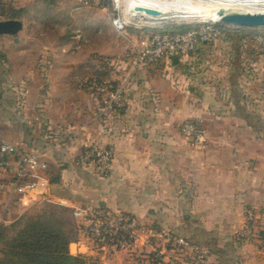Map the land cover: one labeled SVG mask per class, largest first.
Masks as SVG:
<instances>
[{
  "label": "crops",
  "instance_id": "1",
  "mask_svg": "<svg viewBox=\"0 0 264 264\" xmlns=\"http://www.w3.org/2000/svg\"><path fill=\"white\" fill-rule=\"evenodd\" d=\"M261 28L222 22L220 33L199 41L190 54L147 65H134L125 44L118 48L114 41L87 63L84 52L66 49H41L36 60V53L9 45L14 37H1L0 136L16 144L17 152L0 169V221L21 213L12 202L21 184L16 159L30 152L46 167L29 180L43 175L49 184L25 211L43 199L62 204L69 214L73 206H106L187 234L209 264H264V53L256 38ZM86 66L112 83L123 107L106 109L107 92L78 86ZM186 118L204 131L202 145H190L178 131ZM91 144L113 148L106 176L77 160ZM64 227L74 231L70 251H82L97 264L180 262L153 260L150 247L140 244L132 253H103L89 245L73 215Z\"/></svg>",
  "mask_w": 264,
  "mask_h": 264
},
{
  "label": "built area",
  "instance_id": "2",
  "mask_svg": "<svg viewBox=\"0 0 264 264\" xmlns=\"http://www.w3.org/2000/svg\"><path fill=\"white\" fill-rule=\"evenodd\" d=\"M86 5H94L105 10L113 29L125 43V55L132 58L134 65L154 64L167 56L190 54L199 41L213 40L219 33V20H203L190 28L182 30H167L163 26L158 28H144L136 22L124 18L123 0H78ZM132 13H134L132 11ZM136 13V12H135ZM143 16V14H139ZM147 17V16H145ZM135 25L134 29L129 26ZM262 53H264V30L256 33ZM88 88L98 92H107L104 105L106 109L121 108L124 100L120 92L112 90V83L103 77L94 76L89 79ZM178 131L192 146H200L206 136L198 122L193 118H186L178 124ZM17 152V146L0 136V169L9 165L10 157ZM111 146L85 145L78 155L81 165L91 166L100 176H106L113 161ZM16 174L18 177L30 176L39 168H45L46 163L39 161L34 153H20L17 157ZM49 184L48 177L36 175L32 180H24L18 187V195L12 200L19 212H24L32 203L46 194ZM72 215L78 219L80 230L92 248H98L106 254L124 250L132 253L137 247L149 246L150 257L156 253L165 252L164 249L172 244L185 245L198 260L197 264H209L204 261V253L194 247L183 236L175 235L172 231L156 228L143 221L137 215L123 210H115L100 205L73 206ZM165 241L164 246L158 245L160 236ZM166 245V246H165ZM200 251V252H199ZM79 252V251H77ZM162 258V257H161ZM96 261V259H93ZM196 264V263H194Z\"/></svg>",
  "mask_w": 264,
  "mask_h": 264
},
{
  "label": "rangeland",
  "instance_id": "3",
  "mask_svg": "<svg viewBox=\"0 0 264 264\" xmlns=\"http://www.w3.org/2000/svg\"><path fill=\"white\" fill-rule=\"evenodd\" d=\"M12 17L20 18L22 27L15 34H0V38L14 37L8 41L9 45L22 46L29 55L36 53V60L41 49L48 48L53 51L66 49L84 52L86 57L84 61L88 63L92 55L99 54L113 41V44L118 46V48L125 44L110 25L109 17L105 10L94 5L83 4L78 0H35L24 6H16V8L10 2L2 3L0 1V18ZM201 21L203 20L196 17L151 20L142 16L141 21L137 23L144 28H158L166 25H193ZM219 22L222 23L221 21ZM129 28L134 29L135 25L132 24ZM260 30H264V26ZM92 70L91 66L85 67L86 73L78 81V86L83 87V85L87 86L89 84V79L94 77L92 75L94 71ZM53 209L59 221L64 224L70 223L72 214H69V211L63 205H57ZM37 210L35 207L31 211ZM25 212L28 211L23 213ZM23 213L18 214L15 218H19ZM151 223L149 225H152ZM12 226H8L9 231H3V234H9L13 230ZM167 230L172 231L171 229ZM70 231L72 234V230ZM172 232L175 235L183 236L184 239L189 241L187 234ZM159 239L157 244L164 246L163 236L161 235ZM157 251L158 249L154 250L151 256L160 262H162L161 257L167 256L170 259L172 257L177 258L180 261L179 264H183V261L198 263V260L194 259L195 255L185 245L172 244L168 249H164L165 252L162 255L161 253H156Z\"/></svg>",
  "mask_w": 264,
  "mask_h": 264
},
{
  "label": "trees",
  "instance_id": "4",
  "mask_svg": "<svg viewBox=\"0 0 264 264\" xmlns=\"http://www.w3.org/2000/svg\"><path fill=\"white\" fill-rule=\"evenodd\" d=\"M193 25H166L163 28L174 31ZM28 177L18 178L22 182ZM57 205L62 206L43 199L41 205L36 207L37 211L25 212L9 224L0 221V264H97L82 251H70L74 231L71 234L56 217L53 208ZM7 225H13V230L4 235L3 231H9Z\"/></svg>",
  "mask_w": 264,
  "mask_h": 264
},
{
  "label": "bare ground",
  "instance_id": "5",
  "mask_svg": "<svg viewBox=\"0 0 264 264\" xmlns=\"http://www.w3.org/2000/svg\"><path fill=\"white\" fill-rule=\"evenodd\" d=\"M124 3V18L136 23L141 21L139 14L151 20L196 17L214 21L230 12L264 15V0H125ZM134 5L155 7L160 13L150 14L143 9L132 13Z\"/></svg>",
  "mask_w": 264,
  "mask_h": 264
},
{
  "label": "water",
  "instance_id": "6",
  "mask_svg": "<svg viewBox=\"0 0 264 264\" xmlns=\"http://www.w3.org/2000/svg\"><path fill=\"white\" fill-rule=\"evenodd\" d=\"M141 9L150 14L160 13L155 7L141 5L132 6L133 12H137ZM218 20L242 26H264V15L257 13L230 12L223 14ZM21 27L22 20L20 18H0V34H15Z\"/></svg>",
  "mask_w": 264,
  "mask_h": 264
}]
</instances>
